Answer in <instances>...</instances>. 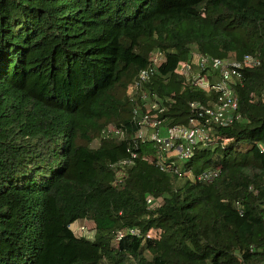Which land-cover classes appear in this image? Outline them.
Wrapping results in <instances>:
<instances>
[{"label":"trees","instance_id":"obj_1","mask_svg":"<svg viewBox=\"0 0 264 264\" xmlns=\"http://www.w3.org/2000/svg\"><path fill=\"white\" fill-rule=\"evenodd\" d=\"M157 53L142 93H175L165 125L215 102L181 91L193 53L260 60L236 87L242 120L178 165L212 181L142 160L156 148L134 139L127 88ZM0 264H264V0H0Z\"/></svg>","mask_w":264,"mask_h":264},{"label":"built area","instance_id":"obj_2","mask_svg":"<svg viewBox=\"0 0 264 264\" xmlns=\"http://www.w3.org/2000/svg\"><path fill=\"white\" fill-rule=\"evenodd\" d=\"M160 59L161 56L157 53L151 64L141 70L127 88V95L132 97L134 103L132 118L138 126L134 139L139 144L151 143L156 148L155 154L146 155L142 160L153 164L162 172L174 173L191 182L212 181L218 176L217 170L207 169L194 176L191 171L182 170L178 165L185 164L197 147L205 146L210 141L212 126H229L242 120L236 87L243 85V69L258 67L260 60L251 55L245 56L241 61L220 60L193 53L190 60L179 68L182 76L179 81L181 91L184 88L194 87L206 93H215V102L213 106L205 105L201 101L189 102L190 116L186 125H165L169 104H174L176 100L175 93L164 98L155 92L142 93L143 86L149 83L151 76L156 73L157 61ZM215 70H219L217 79L210 78L214 77ZM138 93L139 99L136 98ZM123 136L121 129L108 128L101 132V138L109 141L121 140ZM137 159L136 153L129 152V158L124 159L120 164L132 166ZM118 182H121V179ZM146 205L149 208L157 207L158 200L147 198ZM87 224L83 220L76 231L86 233L89 238L92 236V231ZM124 234L135 235L138 234V230L127 229L118 232L117 237L120 238Z\"/></svg>","mask_w":264,"mask_h":264},{"label":"rangeland","instance_id":"obj_3","mask_svg":"<svg viewBox=\"0 0 264 264\" xmlns=\"http://www.w3.org/2000/svg\"><path fill=\"white\" fill-rule=\"evenodd\" d=\"M82 223H83L82 220H77V221H75V222L71 225V230H72L73 232H75V234H76L77 236H79V237H85V238H88V235H87L86 233H83V232H77V231H76L78 225H79V224H82ZM87 225H89V224H87ZM88 228H90V230L92 231V228H93V227L90 225Z\"/></svg>","mask_w":264,"mask_h":264},{"label":"clouds","instance_id":"obj_4","mask_svg":"<svg viewBox=\"0 0 264 264\" xmlns=\"http://www.w3.org/2000/svg\"><path fill=\"white\" fill-rule=\"evenodd\" d=\"M83 221V220H82ZM74 233V232H73Z\"/></svg>","mask_w":264,"mask_h":264}]
</instances>
